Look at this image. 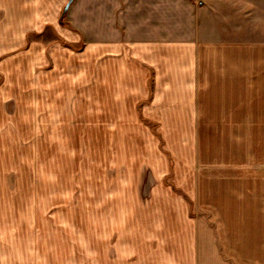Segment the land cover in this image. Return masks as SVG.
<instances>
[{
  "label": "crops",
  "instance_id": "1",
  "mask_svg": "<svg viewBox=\"0 0 264 264\" xmlns=\"http://www.w3.org/2000/svg\"><path fill=\"white\" fill-rule=\"evenodd\" d=\"M240 1L253 5V0ZM69 2L60 0V9L53 17L38 13L35 18L34 13L32 18L25 8L45 7L48 0H0V106L6 109L12 105L15 96H19L18 82L32 77L37 98L47 106L51 104L43 108L44 116L62 110L64 99L75 95L79 86L90 87L89 75L94 71L96 55L108 68L115 62L116 78L122 79V71L134 72L135 77L139 73L141 83L120 82L116 94L133 97L147 118H173L174 114L168 112L181 107L180 117H186L185 134L193 136L192 142L188 141L191 164L182 165L181 188L198 215H193L184 196L165 194L181 204L177 228L165 220L168 211L161 207L158 218L149 216L156 221L153 227L149 218L139 221L135 228L131 226L127 238V231L119 228L112 241L115 252L103 254V261L264 264V68L259 64L264 63V56L255 63L252 53L243 50L238 40L203 39L201 33L206 23L212 21L217 26V10L209 6L201 9V5L189 0ZM67 5V21L74 30L60 25ZM14 7L21 14H15ZM247 17H252L250 11ZM49 25L55 26L69 44L84 43L85 47L76 51L70 45L39 41L30 44L27 33H41ZM207 45L215 49L210 57L215 63L210 66L202 62L201 52L206 55ZM211 70L215 74L208 88ZM79 72H84V78L78 82ZM73 73L76 75L72 79ZM147 76L153 79L152 97L148 86L146 90ZM46 83L51 85V91ZM206 118L210 119L207 131ZM201 134L207 135V142L201 141ZM45 206L43 203L40 207L44 210ZM38 222L37 239L42 236L44 240L43 234L53 228V223ZM140 224L145 226L144 235ZM34 233L30 227L29 235ZM6 234L7 238L15 237L11 231ZM4 243V237L0 238V244ZM14 244L16 248L17 243ZM22 259L3 260L5 264H24Z\"/></svg>",
  "mask_w": 264,
  "mask_h": 264
},
{
  "label": "rangeland",
  "instance_id": "2",
  "mask_svg": "<svg viewBox=\"0 0 264 264\" xmlns=\"http://www.w3.org/2000/svg\"><path fill=\"white\" fill-rule=\"evenodd\" d=\"M59 1L48 0L45 7L25 9L32 18L34 13L35 18L40 14L50 18L60 9ZM189 1L201 5V9L209 6L217 10V26L212 21L206 23L203 39L238 40L259 63L264 56V0H253L251 6L240 0ZM14 8L18 14L19 8ZM249 11L252 17H247ZM64 14L61 27L74 30ZM202 16L203 13L201 19ZM27 38L30 44L39 41L70 45L76 51L85 47L84 43L69 44L52 25L41 33L29 31ZM214 50L207 45V56L201 52L206 66L215 63L210 58ZM93 63L90 87L83 84L76 91L77 96L75 93L64 99L63 111L60 108L44 116L43 108L51 104L47 106L37 98L32 77L18 82L19 96H15L12 105L6 109L0 106V238L5 239L4 245L0 244L1 264H5V258L13 261L17 257L23 258L24 264H110L103 261V254L115 252L112 241L119 228L127 231V238L131 226L135 228L139 221L149 218L153 227L156 221L152 218L159 215L161 207L168 211L165 220L177 228L181 204L165 194L184 196L193 215H198L181 188L182 165L191 164L188 141L193 140L192 135L185 134L186 117H180L181 107L168 112L174 114L173 118H147L133 97L116 94L120 82L141 83L139 73L135 77L134 72L122 71L120 79L113 75L115 62L108 68L95 55ZM259 64L264 68V63ZM37 68L35 71H40ZM209 73L208 88L215 71ZM76 76L79 82L84 72ZM145 81L152 97L153 79L147 76ZM46 86L51 91V85ZM204 125L207 131L209 118L204 119ZM255 138L260 140L259 136ZM200 139L207 142V135L201 134ZM43 203L44 210L40 207ZM38 220L53 223V228L43 234L44 240L42 236L37 239ZM30 227L36 237L29 235ZM139 229L144 235V224ZM8 231L14 239L5 237ZM133 234L134 229L131 240Z\"/></svg>",
  "mask_w": 264,
  "mask_h": 264
},
{
  "label": "water",
  "instance_id": "3",
  "mask_svg": "<svg viewBox=\"0 0 264 264\" xmlns=\"http://www.w3.org/2000/svg\"><path fill=\"white\" fill-rule=\"evenodd\" d=\"M72 1H73V0H70L69 4H70ZM68 6H69V5H67V6L65 7V10H64L65 12L67 11Z\"/></svg>",
  "mask_w": 264,
  "mask_h": 264
},
{
  "label": "trees",
  "instance_id": "4",
  "mask_svg": "<svg viewBox=\"0 0 264 264\" xmlns=\"http://www.w3.org/2000/svg\"><path fill=\"white\" fill-rule=\"evenodd\" d=\"M64 13H66L65 11L63 12V18H64ZM63 18L61 19V23L63 24L64 23V20H63Z\"/></svg>",
  "mask_w": 264,
  "mask_h": 264
}]
</instances>
